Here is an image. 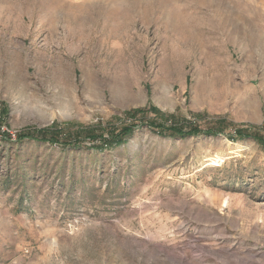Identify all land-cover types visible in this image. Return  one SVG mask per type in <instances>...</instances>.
<instances>
[{
  "label": "rangeland",
  "instance_id": "rangeland-1",
  "mask_svg": "<svg viewBox=\"0 0 264 264\" xmlns=\"http://www.w3.org/2000/svg\"><path fill=\"white\" fill-rule=\"evenodd\" d=\"M242 130L264 138V0H0V264H264Z\"/></svg>",
  "mask_w": 264,
  "mask_h": 264
},
{
  "label": "trees",
  "instance_id": "trees-1",
  "mask_svg": "<svg viewBox=\"0 0 264 264\" xmlns=\"http://www.w3.org/2000/svg\"><path fill=\"white\" fill-rule=\"evenodd\" d=\"M54 130V129H52ZM55 131V132H54ZM54 131H51V129H46V130H42V131H39V137L37 138L38 140H49L51 142H61L60 138H61V132L58 131V130H54ZM128 130H122L120 133H116L111 135L109 137V139H104L102 140V145H103V142H108V144L106 145H109L110 147H113V145H117V144H121L123 143L125 140H124V137L126 135H129L127 133H129V131L127 132ZM211 132H215V131H211ZM165 133V132H163ZM239 133V135H238ZM237 136L233 137V139H236V138H239V137H252V138H255L257 141H259L261 144L264 145V138L263 136L258 133L257 131L256 132H247L246 130H242V131H238L236 132ZM70 137L71 135H66L65 137ZM183 136H187V135H183ZM75 137H77L75 140H62V142H64V144H72V145H78L79 143H81V141H83V137H88L90 138L91 140L90 141H96L94 139H96L97 137H100V135H97V134H94L93 132H82V133H77L75 134ZM116 140H113L114 138H116Z\"/></svg>",
  "mask_w": 264,
  "mask_h": 264
},
{
  "label": "bare ground",
  "instance_id": "bare-ground-1",
  "mask_svg": "<svg viewBox=\"0 0 264 264\" xmlns=\"http://www.w3.org/2000/svg\"><path fill=\"white\" fill-rule=\"evenodd\" d=\"M227 200V199H226ZM225 200V203H227V201ZM226 206V205H225Z\"/></svg>",
  "mask_w": 264,
  "mask_h": 264
}]
</instances>
